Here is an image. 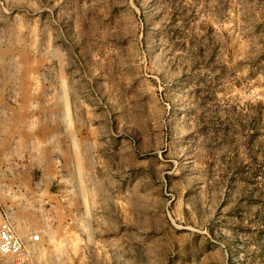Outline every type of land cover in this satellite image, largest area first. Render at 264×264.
I'll return each instance as SVG.
<instances>
[{"label":"rangeland","instance_id":"rangeland-1","mask_svg":"<svg viewBox=\"0 0 264 264\" xmlns=\"http://www.w3.org/2000/svg\"><path fill=\"white\" fill-rule=\"evenodd\" d=\"M4 220L0 264H264V0H0Z\"/></svg>","mask_w":264,"mask_h":264},{"label":"built area","instance_id":"built-area-1","mask_svg":"<svg viewBox=\"0 0 264 264\" xmlns=\"http://www.w3.org/2000/svg\"><path fill=\"white\" fill-rule=\"evenodd\" d=\"M28 239L31 242L40 240L38 231L30 232ZM27 250L26 239L15 229L13 223L4 220L0 223V255H18Z\"/></svg>","mask_w":264,"mask_h":264}]
</instances>
